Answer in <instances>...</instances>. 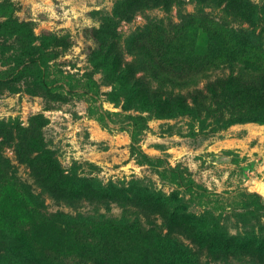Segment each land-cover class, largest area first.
I'll return each mask as SVG.
<instances>
[{
    "label": "rangeland",
    "instance_id": "obj_1",
    "mask_svg": "<svg viewBox=\"0 0 264 264\" xmlns=\"http://www.w3.org/2000/svg\"><path fill=\"white\" fill-rule=\"evenodd\" d=\"M124 1L0 0V172L14 171L48 212L118 219L89 230L28 213L33 239L23 245L6 235L11 251L1 246L0 264H96L97 253L102 264H164L152 228L191 250L196 264H259L219 259L191 241L193 230L264 239L257 190L264 185V121L233 107L231 90L211 102L193 98L197 90L208 94L211 82L238 78L244 63L208 31L190 27L168 51L169 62L191 67L184 75L220 64L168 82L151 65L160 46L149 53L137 38L153 24L203 13L233 31L232 52L246 50V40L264 49V0H180L170 13L152 1L131 22L118 15ZM231 2L255 7L257 20L227 12ZM49 154L66 183L85 194L120 189L135 201L57 200ZM26 200L0 194V225L13 222ZM22 254L30 261H20Z\"/></svg>",
    "mask_w": 264,
    "mask_h": 264
},
{
    "label": "trees",
    "instance_id": "obj_2",
    "mask_svg": "<svg viewBox=\"0 0 264 264\" xmlns=\"http://www.w3.org/2000/svg\"><path fill=\"white\" fill-rule=\"evenodd\" d=\"M152 1H154L153 7L161 8L167 13H170L175 5H182L180 0H126L118 7V15L126 21L131 22L136 13L150 7ZM235 5H237L236 2H231L227 5L226 11L246 19L255 17L257 20L255 7L247 6L242 8ZM249 13L251 15H249ZM190 27L208 31L215 37L216 43H218L217 45L220 46L223 51H225V47L228 48L235 57H239L238 61H241L242 64L244 63L242 69L243 73L238 78L229 77L225 80L219 79L211 82L206 86L208 94L204 93L202 90H197L193 97L194 101L197 102L199 99L203 98L204 100L211 102L216 98H224L229 90H231L229 92V98L233 107L251 118L264 121V118H261L264 117V49L261 46L254 47V44H251L246 40L248 44H244H246V46L250 45L246 50L238 53L237 50L239 48H235L232 52V45L237 43L234 40L235 35L233 31L226 28L219 21H216L214 18H210L203 13L183 17L180 23L174 24L170 22L168 26H165L163 23L153 24L146 29V34L139 36L137 40L142 41L144 44L147 42L145 50L149 53L160 46L157 58H154L151 55V65L157 67V71L161 74V77H167L168 82H183L188 78L193 79L199 75L200 72H204L209 68H216L218 64H220L219 62L212 61L211 63L205 64V68L192 69L193 71L191 73L184 75V72L188 71V68L191 67H178L169 62V59L167 58L168 51L178 46L179 42L183 39L185 31ZM241 47L243 48V46ZM246 70L250 73L257 72V78L252 80H248V78L245 79L244 75ZM219 90L222 91L221 94H218ZM177 101L180 107L188 106V103L183 97H178ZM34 139L36 140V138ZM47 163L49 165L47 170L50 174L49 183L53 187L52 192L54 193V197L59 201L68 203L88 201L92 204L121 203L127 205L133 204L135 201L120 189L111 190L89 188L86 192L87 194H85L80 188H75L66 183V176L60 170L59 165L53 160L51 154H49ZM0 177L2 180L0 184V194L2 197L5 196L7 191H12L17 196L22 197V200L23 198H26V204H28V206L23 208L24 211H20L14 215L16 217L13 222L8 224L4 222L0 225L3 228L2 233L0 234V248L2 246L4 247V250L11 251V249L9 250L8 248H5V245H7L6 243L8 242V240H5V238H8L6 235L11 236L16 242L23 245L33 239L34 228L32 226L33 224L31 225L27 222V218L29 217L28 213L64 223H72L81 229L87 228L89 230H104L106 224H113V221H118L117 218L109 217V219L106 218V216L74 217L65 213L48 212L46 206L39 201V199L26 187L25 184L22 183L20 178H18L10 168L0 172ZM127 223H131V221H127ZM177 223L178 222H176L175 225ZM148 232L152 238L157 239L161 243V245H158L155 248V251L157 255L162 258L164 264H196L195 258L193 257L194 254L191 250L182 249V246L176 241L172 243L173 241L169 236L164 235L157 228H152ZM174 233L178 232L171 229L170 235H174ZM192 235L193 237L191 238V241L196 247H203L202 250L218 252L219 259H251V262L253 263L264 264V239L260 240L257 237L246 239H241L237 236L224 237L222 234L208 236L205 234L202 235L195 230H193ZM206 243H210L208 247L204 246ZM25 254H22L23 257L20 260L24 263L26 261L29 262L31 259L30 256ZM102 257L103 255L97 253L93 259L96 261V264H102Z\"/></svg>",
    "mask_w": 264,
    "mask_h": 264
},
{
    "label": "bare ground",
    "instance_id": "obj_3",
    "mask_svg": "<svg viewBox=\"0 0 264 264\" xmlns=\"http://www.w3.org/2000/svg\"><path fill=\"white\" fill-rule=\"evenodd\" d=\"M257 190L264 195V185H258Z\"/></svg>",
    "mask_w": 264,
    "mask_h": 264
}]
</instances>
